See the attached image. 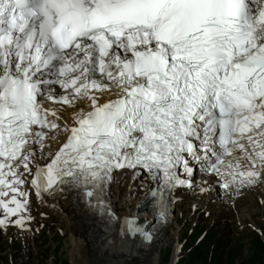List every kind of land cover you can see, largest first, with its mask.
<instances>
[{"label":"snow or ice","instance_id":"1","mask_svg":"<svg viewBox=\"0 0 264 264\" xmlns=\"http://www.w3.org/2000/svg\"><path fill=\"white\" fill-rule=\"evenodd\" d=\"M45 100L89 110L61 127ZM61 131L31 179L37 196L66 184L90 198L124 168L191 187L177 173H194L186 157L225 189L257 182L264 0H0V228L25 230L32 145Z\"/></svg>","mask_w":264,"mask_h":264},{"label":"rangeland","instance_id":"2","mask_svg":"<svg viewBox=\"0 0 264 264\" xmlns=\"http://www.w3.org/2000/svg\"><path fill=\"white\" fill-rule=\"evenodd\" d=\"M262 184L264 183L259 184V190L253 189L247 196L238 198L234 208L232 205L225 207L216 204V201L210 198L206 203L203 201L205 204H200L202 201H199L202 206L196 212H193V205L198 204L195 198L198 188H195L193 193L180 192L181 203L173 212V218L176 220L172 223L168 236L166 235L160 245L159 264H170L175 245L180 248L176 264H264V246L261 239L245 228L237 230V226H234L236 219L244 220L243 224H247L250 220L264 234V200H262V204L257 202V196L264 195L260 189ZM241 190L243 191V189ZM113 198H115L114 202H116L117 208L125 213L130 206V200L126 201L124 193L118 196L114 193ZM206 204L209 205L208 210L205 209L204 205ZM233 218L234 222H232ZM61 220L63 221L62 218ZM61 220L50 213L45 217L40 214L37 219L35 218V221L38 222L34 229L35 234H38L37 231L41 229L40 223H46L47 226L50 224L55 228L52 232L48 228L43 229L37 238L39 240L45 237L41 252L46 253L42 255V258L35 257L37 264H71V229ZM212 224L222 226L225 230L222 233V229L217 227L209 231ZM202 231H209L206 238L203 239L204 241L201 240ZM14 236L16 233L13 229L3 233L0 259L8 264H31L29 261L25 262L26 255L23 252L40 251V249L32 247L30 241L28 245L22 246L20 243L16 244V240L13 239V243L9 244V237ZM27 236L31 237V233H28ZM223 236L226 239L219 240ZM47 241L49 243L44 246ZM245 247L247 252L243 256ZM10 255L12 256L11 261L9 260ZM15 256L16 260H14Z\"/></svg>","mask_w":264,"mask_h":264},{"label":"bare ground","instance_id":"3","mask_svg":"<svg viewBox=\"0 0 264 264\" xmlns=\"http://www.w3.org/2000/svg\"><path fill=\"white\" fill-rule=\"evenodd\" d=\"M56 95H63V92H60L59 89H57ZM112 97H114V95L111 93H104L101 95L100 101H105ZM45 106L57 110L58 115L61 117L59 120L61 127H63L65 122H72V118L78 111V106H81L84 110H89L87 104L84 102H79L75 107H61L59 104L51 105L49 103H46ZM48 137L49 138L45 141L46 146L43 148L40 156L41 158L51 159L65 141L66 134L62 131L59 132V134H57V132H49ZM52 137H55V139ZM197 168L202 172L200 174L202 177L199 181L202 190L198 192V199L199 201H205L207 196H212L214 194L215 189L212 185L216 182L214 178H217V175L210 173L207 169L202 167L201 164H198ZM130 176L131 175L128 174L126 181L123 180L121 175L115 176L112 192L115 193L116 196L124 193ZM262 176L264 179V174H262ZM144 185L145 181L134 184L132 192H135L137 187L144 188ZM238 186L240 189H243L249 185L244 184ZM27 187L29 186L27 185ZM260 189L264 193V184L260 186ZM175 197H177V195ZM134 200L135 198H131L130 202L135 207ZM50 203L55 204L54 206L56 208H53V211L59 214L71 229V264H159L160 245L166 238V235L171 231L172 223L169 222L156 235H154V239L151 242L144 245L138 244L134 241L128 243L127 238H124V236H121L118 232H115L113 235L102 241V225L98 221L87 216L86 210L78 202L76 196L69 191L67 186H63L59 193L56 194V198H52L48 201V204ZM46 209L50 210V208ZM132 213L133 212L128 214L120 213V216H128L130 218L131 216L129 215ZM145 213H148V211ZM145 213H140L137 216L143 217ZM119 227L120 222L117 224L116 231L119 230ZM179 249V246H174L170 264H176Z\"/></svg>","mask_w":264,"mask_h":264}]
</instances>
